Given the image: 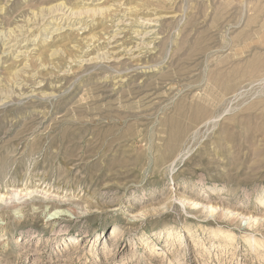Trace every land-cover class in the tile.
I'll use <instances>...</instances> for the list:
<instances>
[{"label":"rangeland","instance_id":"1","mask_svg":"<svg viewBox=\"0 0 264 264\" xmlns=\"http://www.w3.org/2000/svg\"><path fill=\"white\" fill-rule=\"evenodd\" d=\"M91 1L0 0V264H264V0Z\"/></svg>","mask_w":264,"mask_h":264},{"label":"bare ground","instance_id":"2","mask_svg":"<svg viewBox=\"0 0 264 264\" xmlns=\"http://www.w3.org/2000/svg\"><path fill=\"white\" fill-rule=\"evenodd\" d=\"M93 1V0H92ZM92 1L91 2H89V3H92ZM95 2V1H94ZM89 5V4H88ZM84 7V6H83ZM87 8H88V6H87ZM84 9V8H83ZM95 10V9H94ZM66 18V17H65ZM62 20V19H61ZM65 21V20H64ZM23 28V27H22ZM78 29V28H77ZM29 32H31V29H29ZM21 52V51H20ZM18 54H20V53H18ZM38 84V83H37ZM262 200L264 199V197L263 198H261ZM62 211H67V212H70V213H73L72 212V210L71 209H69V208H61V207H58V208H56L55 210H53V211H51L50 213H49V216H55V215H58V213L59 212H62ZM244 219H246V220H248V223L247 224H252L253 222H254V218H253V220H251V218L250 217H244ZM256 221V220H255ZM249 226V225H248ZM253 227V226H252ZM114 231V230H113ZM112 231V232H113ZM221 234H225L224 232H222ZM220 234V235H221ZM165 237V236H164ZM167 238V237H166ZM241 241L243 242V243H246V244H249V245H251L252 243L253 244H258V242H257V240L255 239V238H252L251 236H243L242 237V239H241Z\"/></svg>","mask_w":264,"mask_h":264}]
</instances>
